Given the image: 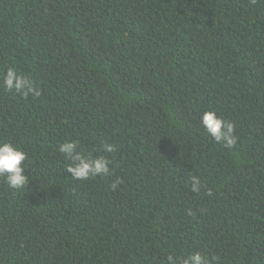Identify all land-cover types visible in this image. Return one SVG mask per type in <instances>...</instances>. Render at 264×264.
Segmentation results:
<instances>
[{
  "label": "trees",
  "instance_id": "1",
  "mask_svg": "<svg viewBox=\"0 0 264 264\" xmlns=\"http://www.w3.org/2000/svg\"><path fill=\"white\" fill-rule=\"evenodd\" d=\"M66 140L109 174L73 179ZM0 141L29 178H0V264H264V0H0Z\"/></svg>",
  "mask_w": 264,
  "mask_h": 264
},
{
  "label": "clouds",
  "instance_id": "2",
  "mask_svg": "<svg viewBox=\"0 0 264 264\" xmlns=\"http://www.w3.org/2000/svg\"><path fill=\"white\" fill-rule=\"evenodd\" d=\"M3 87L10 92L25 94L32 92L39 95L35 91L29 79L17 74L15 69L9 68L2 79ZM201 125L207 135H209L216 143L225 146L235 144L233 136L234 126L219 118L215 111H204L201 116ZM78 142L66 140L58 146V152L70 163L67 167V173L73 179L87 180L90 177L104 176L110 172V162L103 156L95 159L89 158L78 151ZM106 152L114 151L113 145H105ZM27 160V154L14 144L0 141V178H4L9 189L21 190L26 189L29 184V178L24 175ZM191 190L199 192L200 181L196 177H192ZM115 187V185H113ZM166 264H176L172 255L167 256ZM182 264H207L205 256L199 252H192L187 255Z\"/></svg>",
  "mask_w": 264,
  "mask_h": 264
}]
</instances>
